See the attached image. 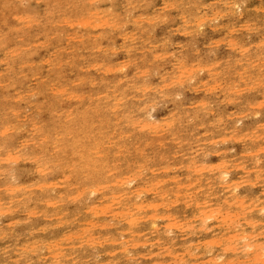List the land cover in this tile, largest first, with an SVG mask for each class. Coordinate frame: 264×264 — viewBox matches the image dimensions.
I'll list each match as a JSON object with an SVG mask.
<instances>
[{"label": "clouds", "instance_id": "obj_1", "mask_svg": "<svg viewBox=\"0 0 264 264\" xmlns=\"http://www.w3.org/2000/svg\"><path fill=\"white\" fill-rule=\"evenodd\" d=\"M0 264H264V0H0Z\"/></svg>", "mask_w": 264, "mask_h": 264}]
</instances>
